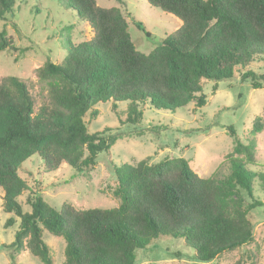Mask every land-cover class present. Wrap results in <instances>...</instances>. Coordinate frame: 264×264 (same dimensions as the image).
<instances>
[{
    "label": "trees",
    "instance_id": "16d2710c",
    "mask_svg": "<svg viewBox=\"0 0 264 264\" xmlns=\"http://www.w3.org/2000/svg\"><path fill=\"white\" fill-rule=\"evenodd\" d=\"M180 20L148 53L138 51L118 7H101L96 0H68L76 18L91 27L90 39L74 43L67 39L65 56L46 61L37 70L48 84L50 107L34 109V99L17 76L0 79V187L2 210L19 219L15 252L28 249L43 264H52L42 231L65 241L60 264H135L136 250L161 236L182 238L199 262H208L226 251L253 241L250 209L264 205L254 196L258 177L254 142L243 143L232 128L234 145L225 160L229 173L223 178L200 177L183 157H164L150 163L149 157L113 168L112 194L119 204L112 208L77 209L64 202L59 209L40 195L28 197L24 212L18 197L27 183L17 170L37 154L46 171L65 163L86 172L98 154L108 152L117 134L88 132L84 116L98 102L127 103L122 123L137 124L143 106L174 112L194 101L206 103L202 80L231 78L237 66H246L264 56V0H146ZM15 0H0V20L13 12ZM137 25H140L138 22ZM16 50L4 28L0 51ZM251 86L260 88L264 74L246 72ZM259 118L255 131L260 129ZM250 201L245 203V198ZM14 219H6L10 226ZM175 257L180 256L178 252ZM237 264H240L237 261Z\"/></svg>",
    "mask_w": 264,
    "mask_h": 264
},
{
    "label": "rangeland",
    "instance_id": "374dc122",
    "mask_svg": "<svg viewBox=\"0 0 264 264\" xmlns=\"http://www.w3.org/2000/svg\"><path fill=\"white\" fill-rule=\"evenodd\" d=\"M68 0H15L13 12L0 20L16 50L0 51V79L13 75L26 84L34 99V109L50 107L48 84L37 70L44 62H59L66 54L67 39L78 43L91 38V27L79 21ZM101 7H118L126 17L127 30L135 48L148 53L162 39L174 32L180 20L171 14L150 6L146 0H96ZM140 25H137V23ZM246 72L264 74V56H256L246 66H237L231 78L222 79L217 89L214 81L202 80L206 103L195 106L194 101L174 112L143 106V117L137 124H124L127 103L117 102L112 110L111 101L95 103L84 116L88 132L102 131L118 135L108 152L98 154L95 166L79 172L62 163L53 171H46L42 159L33 154L22 162L18 175L27 183V189L18 197L24 212L30 211L28 197L40 195L49 205L59 209L64 202L77 209L112 208L119 197L112 194L115 176L113 168L124 162L136 163L149 157L150 163L164 157H183L200 177L223 178L229 173L226 155L234 141L229 128L243 143L254 142L256 172L264 174V81L260 88L251 86V78L242 79ZM259 118L260 129L255 131ZM254 196L264 200V187L258 177L254 181ZM3 191L0 187V264H43L28 249L15 252L8 245L14 239L19 219L2 210ZM250 201L245 198V203ZM14 223L4 226L7 218ZM252 224L253 241L223 252L211 261L199 262L194 250L182 238L161 236L143 249L136 250L135 264H264V205L250 209L247 214ZM42 239L48 245L52 264L64 260L65 241L46 230ZM178 252L180 256L175 257Z\"/></svg>",
    "mask_w": 264,
    "mask_h": 264
}]
</instances>
